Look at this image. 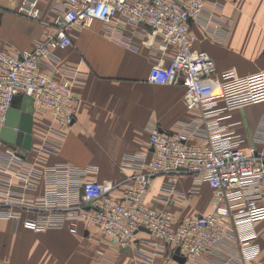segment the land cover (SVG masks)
Wrapping results in <instances>:
<instances>
[{"label":"built area","instance_id":"obj_1","mask_svg":"<svg viewBox=\"0 0 264 264\" xmlns=\"http://www.w3.org/2000/svg\"><path fill=\"white\" fill-rule=\"evenodd\" d=\"M206 1L54 0L52 29L44 30L30 48L0 51V129L15 96L30 97L33 109L49 113L59 125L74 120L72 86L79 69L62 62L57 53L71 45L75 28L93 19L130 45L139 37L149 48L156 44L160 54L173 46L170 60L153 63L147 79L159 85L180 82L190 111L218 116L264 101V69L245 76L233 69L217 71L214 59L196 48L190 21L202 15ZM37 2L23 0L18 12L39 19ZM191 137L187 131L153 127L148 136L150 157L126 156L137 173L120 182L87 179L77 188L58 180L53 184L51 176L57 170H39L24 159L19 146L9 147L0 161V218L9 217L34 231L65 226L76 232L80 222L95 225L115 248L133 245L139 232L146 231L172 253L178 248L184 264H198L199 258L222 250L230 257L216 264L257 259L262 253L256 224L264 220V150L254 144L242 147L238 135L221 129L210 131L199 143ZM158 175L171 182L185 175L206 182L213 191V210L178 219L170 210L148 204V189ZM40 176L48 186L34 200L26 191L37 186ZM120 187L117 197L113 193ZM163 191L169 196L175 189L167 185ZM21 211L33 215L22 217ZM138 257V264L150 263L144 254Z\"/></svg>","mask_w":264,"mask_h":264},{"label":"crops","instance_id":"obj_2","mask_svg":"<svg viewBox=\"0 0 264 264\" xmlns=\"http://www.w3.org/2000/svg\"><path fill=\"white\" fill-rule=\"evenodd\" d=\"M22 1L0 0V51L30 48L44 30L52 29L54 0H38L39 19L18 12ZM189 27L196 37V48L214 59L217 71L233 69L245 76L264 69V0H207L202 15L191 20ZM71 38V45L57 54L62 62L79 69V78L72 86L74 120L62 126L53 122L49 113L33 109L31 146L18 147L24 159L37 169L57 170L51 176L53 184L58 180L77 188L87 179L120 182L134 175L137 171L126 156L150 157L148 136L153 127L167 132L187 131L194 143L201 142L210 131L221 129L238 135L242 147L254 144L264 150V101L203 117L185 107L180 82L159 85L148 81L153 63H167L174 54L173 46L160 54L156 44L149 48L139 37L134 38L135 45H130L114 37L97 19L75 28ZM22 103L17 102L19 107ZM251 106L257 108L252 120L247 121L242 114ZM9 147L0 139V161ZM67 168L70 171L65 176ZM47 182L40 176L27 195L34 200L42 197ZM167 185L175 189L169 196L163 191ZM121 189L113 194L119 197ZM212 198L208 184L195 176H180L171 182L166 175H158L152 180L146 202L182 219L212 211ZM20 213L22 217L33 215ZM263 222L256 224L262 253L243 264H260L264 259ZM140 253L150 260L149 264H184L146 231L139 232L133 245L115 248L105 242L95 225L80 222L76 232L65 226L34 231L9 217L0 218V264H138ZM229 257L222 250L197 262L216 264Z\"/></svg>","mask_w":264,"mask_h":264},{"label":"water","instance_id":"obj_3","mask_svg":"<svg viewBox=\"0 0 264 264\" xmlns=\"http://www.w3.org/2000/svg\"><path fill=\"white\" fill-rule=\"evenodd\" d=\"M16 99L23 101L20 107ZM32 118L31 98L28 96H15L12 106L7 110L5 124L0 129V139L9 143L13 148L19 146L23 149H29L31 146ZM173 257L180 263L184 262V258L178 255V248Z\"/></svg>","mask_w":264,"mask_h":264},{"label":"rangeland","instance_id":"obj_4","mask_svg":"<svg viewBox=\"0 0 264 264\" xmlns=\"http://www.w3.org/2000/svg\"><path fill=\"white\" fill-rule=\"evenodd\" d=\"M256 108H257L256 106H251L249 108V110H248L249 112H245L244 114H242L247 121H251L252 120V118H253L252 115L254 114V111H255ZM261 227L262 228L264 227V222L261 223Z\"/></svg>","mask_w":264,"mask_h":264}]
</instances>
